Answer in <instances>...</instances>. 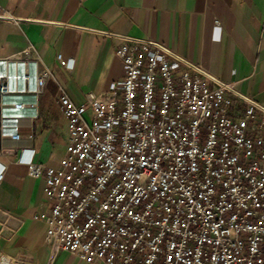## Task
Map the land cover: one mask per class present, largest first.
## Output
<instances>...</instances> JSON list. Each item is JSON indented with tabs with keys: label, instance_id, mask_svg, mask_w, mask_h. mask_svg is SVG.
<instances>
[{
	"label": "built area",
	"instance_id": "built-area-1",
	"mask_svg": "<svg viewBox=\"0 0 264 264\" xmlns=\"http://www.w3.org/2000/svg\"><path fill=\"white\" fill-rule=\"evenodd\" d=\"M120 36L108 91L76 103L60 87V164L24 160L45 180L48 242L87 264H264V104L162 41ZM51 77L32 44L0 57V138H22Z\"/></svg>",
	"mask_w": 264,
	"mask_h": 264
},
{
	"label": "crops",
	"instance_id": "crops-1",
	"mask_svg": "<svg viewBox=\"0 0 264 264\" xmlns=\"http://www.w3.org/2000/svg\"><path fill=\"white\" fill-rule=\"evenodd\" d=\"M13 18L0 19V57L32 44L52 77L40 97L39 116L25 118L22 138H0V256L13 264H87L55 251L43 177L25 159L58 166L68 143L60 87L76 103L90 91H108L124 77L116 51L120 35L154 38L202 64L238 92L264 104V0H0ZM70 60L66 67L58 54ZM31 135V136H30ZM22 155V158L20 159Z\"/></svg>",
	"mask_w": 264,
	"mask_h": 264
}]
</instances>
